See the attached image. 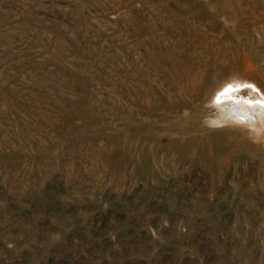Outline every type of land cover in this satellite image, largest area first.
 <instances>
[{"label":"rangeland","instance_id":"rangeland-1","mask_svg":"<svg viewBox=\"0 0 264 264\" xmlns=\"http://www.w3.org/2000/svg\"><path fill=\"white\" fill-rule=\"evenodd\" d=\"M232 74L264 0H0V264H264V145L200 123Z\"/></svg>","mask_w":264,"mask_h":264},{"label":"clouds","instance_id":"clouds-1","mask_svg":"<svg viewBox=\"0 0 264 264\" xmlns=\"http://www.w3.org/2000/svg\"><path fill=\"white\" fill-rule=\"evenodd\" d=\"M201 127L238 130L253 144L264 145V90L255 81L229 75L203 103ZM185 116L189 112L185 110Z\"/></svg>","mask_w":264,"mask_h":264},{"label":"bare ground","instance_id":"bare-ground-1","mask_svg":"<svg viewBox=\"0 0 264 264\" xmlns=\"http://www.w3.org/2000/svg\"><path fill=\"white\" fill-rule=\"evenodd\" d=\"M122 110H124V109H122ZM130 112H131V111H130ZM153 112H154L153 110H149V113H151V114H152ZM130 114H131V113H130Z\"/></svg>","mask_w":264,"mask_h":264}]
</instances>
